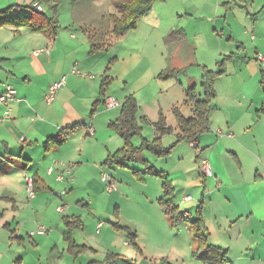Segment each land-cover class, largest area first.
<instances>
[{"label": "crops", "instance_id": "1", "mask_svg": "<svg viewBox=\"0 0 264 264\" xmlns=\"http://www.w3.org/2000/svg\"><path fill=\"white\" fill-rule=\"evenodd\" d=\"M257 1L252 0L251 10H258ZM66 2L55 13L48 1L0 0V11L30 14L39 6V12L58 21L54 35L49 33L52 24L34 28L24 18L0 27V97L8 87L16 92L14 100L0 104V264H86L85 256L107 252L118 261L135 264L124 250L145 254L137 235L132 243L129 239L130 245L124 239L122 246V230L115 227H121L122 202H133L131 184L119 183L116 191L109 192L101 181L105 174L113 177V170L126 169L137 174L136 183L142 181L154 193V185L140 176L132 162L106 165L125 147L111 125L119 120L128 97L134 96L141 105V126L157 119L154 107L142 110L152 93L137 90L132 74L140 70L142 81H148V77L178 71V79L182 71L193 68L183 81L164 80L176 79L179 91L171 87L156 93L160 119L171 130V108H180L184 91L197 87L204 73L217 71L222 61L224 73L215 79L214 91L222 80L227 83L222 97L215 91L209 130L195 142L182 141L191 151H200L195 169L203 178L198 176L204 187L200 208L207 243L199 247L204 257L199 260L204 264H219L222 258L228 264H264V65L258 60L264 55V44L256 45L259 40L255 42L253 34L254 43L249 42L246 28L238 27V34H233L232 21L238 10L247 13L248 21V0H158L136 29L119 39L111 35L110 16L115 10L109 0ZM219 26L232 32L227 41L225 33L218 32ZM255 29L259 35L257 25ZM175 33L177 38L168 41ZM248 44L255 45L253 59L238 57ZM233 45L240 49L237 54ZM46 48L52 52L35 54ZM63 78L66 87L47 104L50 86ZM110 100L120 107L108 109ZM59 135L63 142L56 145L50 139ZM203 159L208 160L211 175L203 173ZM141 164L149 165L143 159ZM50 168L55 169L52 175H48ZM59 173L65 181H57ZM169 179L175 187V177ZM31 187L34 196H30ZM156 199L151 198V204L161 197ZM61 205L62 213L58 212ZM116 215L119 220L113 224ZM87 218L96 225L99 237L85 233ZM67 223L82 225L72 231L73 250L64 238ZM40 227L47 233L30 235ZM100 263L96 259L87 262Z\"/></svg>", "mask_w": 264, "mask_h": 264}, {"label": "rangeland", "instance_id": "2", "mask_svg": "<svg viewBox=\"0 0 264 264\" xmlns=\"http://www.w3.org/2000/svg\"><path fill=\"white\" fill-rule=\"evenodd\" d=\"M69 2H71V0H68V2L66 3ZM251 2L252 0H248L249 12L251 15L248 17V21H246L244 17V14L246 15L247 13L240 10H238L240 12L235 11L236 18L233 17L232 21L233 26L236 29L233 34H238V31H240L238 27L244 28L243 30H245L246 28V31L249 33V42L254 43V41H251V35L253 34L256 38L255 42L259 40L258 42H256V45L263 47L262 44H264V0L257 1V11L251 10ZM62 4L63 3H61V5ZM61 5L59 7H61ZM64 9H66V6L63 8V10ZM111 11L113 12V9H110V11L108 12ZM256 25L259 28V35L256 33V29L254 30V27ZM218 30V32L225 33L224 39L226 41L232 34L230 29L226 28L225 26L224 28L219 26ZM244 43L247 44L248 42H242V44ZM254 47L255 45L252 44L246 45L245 49H243V53L239 55L238 52L240 49L237 48V45H233L234 52H236V54L238 53V57L248 56V58L251 59H253V56L256 55ZM191 69L193 68H188L186 70L184 69L185 71H182L178 79H176L181 81L187 79L189 77L188 75ZM196 69L199 68L196 67ZM136 72H138L137 75L133 73L131 78L136 77L137 90L143 89L145 90V94L147 92L152 93V95L147 97L148 100L143 105L142 110H150V108L154 107V112L156 111L157 114V119H155L154 122L152 121V123H150L149 125L148 123L142 124L141 137L146 139L148 142H154L156 138H160L161 143L163 140H165V146L168 149L166 150L167 153L164 152L162 157H156L150 151L144 149L143 151H140L139 155L132 162L133 164L131 165L135 166L136 168H139L140 176L147 177L148 183L154 185V193L150 188H146L144 183L140 184L142 181H140V183H136L134 179H136L137 174L133 173L132 171H127L126 169H118L112 171V176L115 179L113 177L112 178L115 180L117 187L121 186L122 184H131V188L133 189V202H122L123 216H121L122 218L120 219V228H126L120 231V235L123 238L122 240H120V244L123 246V243L126 241L127 244L130 245V233L133 234V237H135L134 234L137 235L140 241V244L138 242V245L140 246L141 250L145 251V254L141 255L137 252L138 254L136 255V252L133 248H127L126 250H124V252H130V256L132 258L130 259V261H133L135 264H204V262L195 258L194 253L200 254V248L198 247V242L195 239L194 233L192 231V227L195 225L194 221H197L199 218H201L200 207L202 202V194L204 192L202 182L200 183V180H198L199 172L195 169L197 168L196 161L200 151L198 149H193L191 151L188 146L189 144L178 141V133L176 129L175 118L172 117V114H168L167 109H164V113L165 115L168 114L169 125L172 128L171 132L162 137H156L155 133V126L160 121V110L159 108H157V100L155 99L156 93L159 91L165 93L169 88L175 87L176 83L178 82L176 79L165 82L164 80H161L158 77H155L154 79H150L148 77V81H142V74L140 73V70H137ZM144 77H146V75ZM226 81L223 82L222 80L219 83L217 81L218 84H216L215 91L220 94V97H222L223 87L225 86V83H227ZM201 82L197 84V93L200 98L203 99L204 92L201 88ZM166 83H169V85L167 86ZM174 89H176V91H179V85ZM151 97H153V99ZM139 108L140 112H142L141 105L139 106ZM216 108L217 107H215V109ZM180 109L182 111V114L186 118L191 116L190 111L186 106L181 105ZM217 118L220 119V114ZM235 118L236 115L234 116V119ZM132 145L135 148H140L142 146L141 138H135L132 141ZM163 145L164 144L162 143V146ZM142 159L149 165L146 166L144 164L143 166L141 164ZM153 173H159L160 176L154 175ZM161 174L164 175L166 179H164V176L162 177ZM171 177H175L176 179L175 187H173L169 179ZM199 178L201 179V181H203L202 177L199 176ZM166 182L171 185V190L174 188V190H176V193H174L173 191V194H171L172 201L169 203V205L160 204V201H154V203L151 204V198L156 199V196H160L161 198L164 196V192L162 191V189L163 185ZM169 184L168 186L170 187ZM155 194L157 195L155 196ZM185 196L190 197L191 201H184ZM124 199L126 200V196L124 197ZM60 207L63 208L64 206L61 205ZM210 209L211 207L209 206V211ZM103 218L106 217L103 216ZM99 220L105 222V219ZM118 220L119 218L116 215L115 221L113 220L112 223ZM85 222V227H87L85 233L93 234L96 237H99V235L97 234V229L95 228L96 225H92L91 218H87V220L85 219ZM90 227H93V230H90ZM90 240L95 239L90 238ZM104 258L106 259L105 264H128L121 260L118 261V258L114 255H111L109 252L105 253L104 256L103 254H100L98 256L89 254L88 256H85L83 258V262L87 264V262L89 263L90 261L96 259L98 262H101L100 264H102ZM236 264L239 263L236 261Z\"/></svg>", "mask_w": 264, "mask_h": 264}, {"label": "trees", "instance_id": "3", "mask_svg": "<svg viewBox=\"0 0 264 264\" xmlns=\"http://www.w3.org/2000/svg\"><path fill=\"white\" fill-rule=\"evenodd\" d=\"M48 1L52 5V9L56 13L59 6L64 0H42ZM113 5L115 14L110 16L112 22V32L111 35L114 39H119L127 36L129 33L134 31L137 27L138 22L147 16L153 9L154 4L158 0H109ZM238 2V1H237ZM244 4L243 1H240ZM245 6V4H244ZM39 6L33 7L30 14H25L22 12H12V9H7L0 11V27L4 25H9L14 23L15 20L24 18L27 24H30L32 27L43 28L44 26L51 25L49 27L50 35H54L57 30L58 21L56 16L47 17L44 13L39 12ZM55 25V26H53ZM177 34L170 35L168 41H173L177 38ZM224 61L218 63L217 71H206L202 77L201 88L204 92L203 99L197 93V87L195 85L190 86L184 91V100L183 105L186 106L191 116L186 118L180 108L172 107L171 113L173 114L177 130H179V135L177 139L179 142L188 141L195 142L197 141L202 134L209 130V118L213 110L212 101L215 98L214 91V81L215 79L224 73ZM178 71L165 72L159 75L161 80H169L176 78L178 76ZM139 115V105L134 96H130L122 104L121 116L119 120L114 122L111 127L112 129L123 138L125 141V147L114 157L107 161L106 165L108 167L113 166H124L125 163L133 162L140 151L144 149L150 151L156 157H162L164 152L167 153V149L162 146L160 138H156L154 142H148L146 139L142 138V127L138 121ZM155 132L157 137H162L171 132L169 128L166 127L164 118H161L159 123L155 126ZM140 137L142 141V146L140 148H135L132 145V141ZM56 145H60L63 140L59 135L50 139ZM48 143V142H47ZM46 143V144H47ZM154 175H159V173H153ZM163 177L164 175L161 174ZM164 179L166 177L164 176ZM168 182L163 185L164 196L160 200V204H168L172 201L173 189L171 190L168 186ZM34 187V179H33ZM34 191V190H33ZM35 192V191H34ZM195 225L192 227L195 239L198 242V247H202L207 243V230L202 222V219L199 218L197 221H194ZM81 223L77 224H66V231L64 233V238L67 243L70 244V249L75 248V244L72 240V231L75 227H81ZM117 229L120 228L118 225H115ZM128 230V229H126ZM133 234L130 233L129 237L131 243L133 242ZM196 259H204L203 254L194 253ZM219 264H228V262L222 260Z\"/></svg>", "mask_w": 264, "mask_h": 264}, {"label": "built area", "instance_id": "4", "mask_svg": "<svg viewBox=\"0 0 264 264\" xmlns=\"http://www.w3.org/2000/svg\"><path fill=\"white\" fill-rule=\"evenodd\" d=\"M39 11H42L40 10L39 8ZM40 52H44L46 54H50L52 52V48H46V49H42L40 50L39 52H35V54H38ZM258 60L261 64L264 65V57L262 55H259L258 57ZM66 78H63L60 82L58 83H55L53 84L52 86H50L46 96H45V102L47 104H52L55 100H56V96L57 94L59 93V91H61L63 88L66 87ZM15 96H16V92L11 88V87H8L5 94L3 96L0 97V104H3V105H7L8 102L12 101L15 99ZM120 103L117 102V101H114V100H110L108 101V103L106 104L107 108L108 109H114V108H117V107H120ZM9 110L6 111L5 113V118L8 119L9 118ZM90 133H94V129L93 128H90ZM195 146V145H193ZM201 167H202V170H203V173L208 176V175H211V168H210V165H209V162L207 159H203L201 161ZM55 172V169L54 168H50L48 169V175H52L54 174ZM56 179L57 181H60V182H63L65 181V177L63 176V174L59 173L56 175ZM28 182L30 183V186H32V183H31V180H28ZM102 182L106 184L107 186V190L109 192H114L117 190V184L115 182V180L108 176V175H103L102 176ZM34 191L32 190V187L30 188V196H34ZM186 200L190 201L191 198L190 197H187ZM63 208L59 207L58 208V212L62 213L63 212ZM47 233V229L44 228V227H40L38 231L36 232H32L30 233L31 236L35 235V234H41V235H44Z\"/></svg>", "mask_w": 264, "mask_h": 264}]
</instances>
